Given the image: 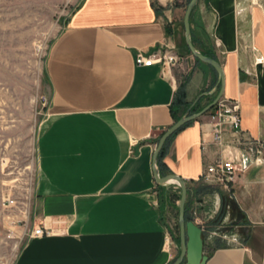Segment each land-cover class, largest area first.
<instances>
[{
	"label": "crops",
	"instance_id": "0c3cea01",
	"mask_svg": "<svg viewBox=\"0 0 264 264\" xmlns=\"http://www.w3.org/2000/svg\"><path fill=\"white\" fill-rule=\"evenodd\" d=\"M186 1L80 0L73 10L46 57L52 96L37 141L34 221L50 234L29 239L15 264H173L179 257L170 207L181 189L157 183L154 154L170 127L221 88L216 70L186 44ZM191 29L196 48L222 65V98L240 104L244 140L261 142L263 153L249 154L231 194L207 183L209 164L239 159L244 148L229 131L224 148L208 137L203 146L213 107L167 140L160 177L186 181L207 264H262L264 0H200ZM160 47L174 48L182 63L170 70L136 64L139 53Z\"/></svg>",
	"mask_w": 264,
	"mask_h": 264
},
{
	"label": "rangeland",
	"instance_id": "374dc122",
	"mask_svg": "<svg viewBox=\"0 0 264 264\" xmlns=\"http://www.w3.org/2000/svg\"><path fill=\"white\" fill-rule=\"evenodd\" d=\"M79 2L0 0V264H15L35 224L37 141L52 96L46 57ZM175 199L170 224L179 242Z\"/></svg>",
	"mask_w": 264,
	"mask_h": 264
},
{
	"label": "built area",
	"instance_id": "2783aa9c",
	"mask_svg": "<svg viewBox=\"0 0 264 264\" xmlns=\"http://www.w3.org/2000/svg\"><path fill=\"white\" fill-rule=\"evenodd\" d=\"M182 59L183 58L175 52L174 48L160 47L149 55L139 53L136 57V64L146 67L159 64L164 70H170L174 66L180 65ZM209 119L211 128L209 133H204L205 138L202 142L204 147L209 144L206 139V137H208L212 145L214 144L224 148L226 145L225 135L227 131L231 134L232 140L236 143V146H244V148L241 149L243 153H241L239 159L238 157H219L217 161L206 167L203 175L207 183L222 187L231 194V187L236 182L238 172L246 170L251 163L249 154H257V156H260L263 153V145L258 141L244 140L240 104L235 100L221 98L214 109L211 110ZM245 148L247 149L246 152H244ZM257 156L254 159L255 161H259ZM49 234L50 232L45 231L41 226L36 227L34 224L27 237L31 239ZM262 264H264V260Z\"/></svg>",
	"mask_w": 264,
	"mask_h": 264
},
{
	"label": "water",
	"instance_id": "95a60500",
	"mask_svg": "<svg viewBox=\"0 0 264 264\" xmlns=\"http://www.w3.org/2000/svg\"><path fill=\"white\" fill-rule=\"evenodd\" d=\"M199 0H191L187 6L185 18H184V28H185V38L186 44L190 52L194 55L195 58L211 65L216 72L218 73L219 84L221 88L219 93L216 95L213 102L206 106L200 112L195 114H190L187 112L182 116L172 127H170L159 140L158 146L154 154V173L157 183L160 186H165L168 183H176L181 189V197L179 201V228H180V246L181 252L178 258H176L173 264H207L209 258L204 252V231L203 229L194 221L187 220L186 218V204L188 201L189 190L186 181L177 175H168L166 177H160L159 171V155L165 146L167 140L174 135L178 130H180L184 124L189 123L190 121L197 119L198 117L206 114L213 108L222 98L224 86H225V73L222 68V65L209 56L203 54L200 50L196 48L192 39V29H191V15L194 11V8L198 4Z\"/></svg>",
	"mask_w": 264,
	"mask_h": 264
},
{
	"label": "trees",
	"instance_id": "16d2710c",
	"mask_svg": "<svg viewBox=\"0 0 264 264\" xmlns=\"http://www.w3.org/2000/svg\"><path fill=\"white\" fill-rule=\"evenodd\" d=\"M198 61H199V60H198ZM183 93H184L183 89L180 90V97H181V98H182L183 95H184ZM181 100H182V99H181ZM188 207H189V203L186 204V218H187V220H192L191 216L189 215V209H188Z\"/></svg>",
	"mask_w": 264,
	"mask_h": 264
},
{
	"label": "bare ground",
	"instance_id": "6f19581e",
	"mask_svg": "<svg viewBox=\"0 0 264 264\" xmlns=\"http://www.w3.org/2000/svg\"><path fill=\"white\" fill-rule=\"evenodd\" d=\"M215 107V106H214Z\"/></svg>",
	"mask_w": 264,
	"mask_h": 264
}]
</instances>
